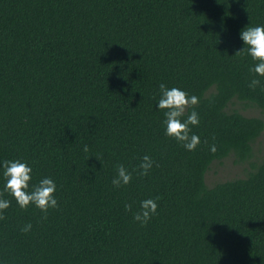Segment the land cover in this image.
Instances as JSON below:
<instances>
[{
    "label": "trees",
    "instance_id": "obj_1",
    "mask_svg": "<svg viewBox=\"0 0 264 264\" xmlns=\"http://www.w3.org/2000/svg\"><path fill=\"white\" fill-rule=\"evenodd\" d=\"M264 0H0V264H264ZM180 106H184L181 110Z\"/></svg>",
    "mask_w": 264,
    "mask_h": 264
},
{
    "label": "rangeland",
    "instance_id": "obj_2",
    "mask_svg": "<svg viewBox=\"0 0 264 264\" xmlns=\"http://www.w3.org/2000/svg\"><path fill=\"white\" fill-rule=\"evenodd\" d=\"M231 109L238 110L241 114L248 117H259L264 120V111L257 108H245L240 103L235 102ZM183 110L184 106H180ZM262 139L260 138L257 143L253 146V158L249 162L243 164H235L233 162V157H227L221 162H214L210 166L209 170L205 174V183L207 186L211 187L219 182H224L232 180L235 178H243L250 171L251 165L258 163L263 154L264 149L262 146Z\"/></svg>",
    "mask_w": 264,
    "mask_h": 264
}]
</instances>
